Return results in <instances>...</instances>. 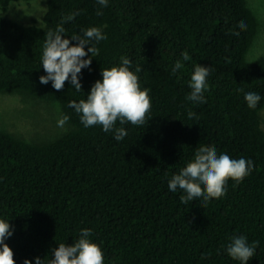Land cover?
I'll return each instance as SVG.
<instances>
[{
  "label": "trees",
  "instance_id": "obj_1",
  "mask_svg": "<svg viewBox=\"0 0 264 264\" xmlns=\"http://www.w3.org/2000/svg\"><path fill=\"white\" fill-rule=\"evenodd\" d=\"M14 1L30 0L0 5ZM47 7L43 26L0 15V93L57 103L70 117L68 130L45 144L0 129V219L12 226L5 243L16 264L37 257L48 264L53 249L73 246L84 229L104 264H240L227 254L234 236L259 242L248 264H264V57L247 59L259 31L249 1L108 0L103 7L48 0ZM58 26L69 40L91 27L107 37L91 42L99 52L84 58L92 64L79 75V92L70 80L61 91L40 83L45 36ZM121 57L131 60L130 70L141 68L152 108L142 126L118 120L115 128L127 136L117 141L114 130L85 127L69 103L86 100L103 68L119 66ZM177 61L184 67L173 75ZM196 65L212 69L206 103L186 99ZM248 92L261 96L255 109L244 99ZM200 145L250 160L254 170L242 182L229 180L219 199L185 204L186 193L170 191L169 181Z\"/></svg>",
  "mask_w": 264,
  "mask_h": 264
},
{
  "label": "clouds",
  "instance_id": "obj_2",
  "mask_svg": "<svg viewBox=\"0 0 264 264\" xmlns=\"http://www.w3.org/2000/svg\"><path fill=\"white\" fill-rule=\"evenodd\" d=\"M97 2L103 7L108 5V0H97ZM97 14L102 15L99 11ZM72 19L74 16L66 17L68 21ZM238 27L244 29L246 26L241 22ZM64 31L63 26H58L55 31L49 30L46 33L42 67L47 75L40 77V83L47 85L51 81L52 87L61 91L66 81L70 80L73 88L79 92L82 89L79 75L82 69L92 64L91 58H84L89 52L91 57L98 55L99 52L91 42L94 40L99 43L107 37L99 27L88 28L84 30L83 36L73 35L71 40L63 38ZM73 40L77 41L75 46H72ZM85 46H90L88 51H85ZM182 56L184 60L190 59L186 51ZM183 67L184 65L177 61L172 70L173 75ZM131 68V60L121 57L119 66L103 68L102 81L95 82L86 100L69 103V107L80 114L81 123L85 127L100 125L106 133L114 130L115 139L121 141L127 136V132L123 127L115 128L118 120L121 125L130 122L132 125L142 126L146 123L152 108L149 94L151 90L141 88L137 75L141 68L136 67L135 71L130 70ZM211 71L210 67L195 66L189 84L191 92L186 97L187 100L206 103L204 93L209 88L207 78ZM244 99L249 108L255 109L261 96L256 92H248L245 93ZM195 115L192 111L188 112L190 119ZM69 119L68 115H62L57 122L58 127H63ZM253 170L254 163L250 160L233 159L223 153L218 155L214 146L200 145L194 159L171 178L169 190L173 192L177 188L183 190L186 194L181 196V202L185 204L198 198L207 202L225 196L229 180L242 182ZM12 235L11 224L0 219V264H16L13 250L5 243ZM91 235L88 229H84L73 246L59 244L58 248L53 249L54 258L48 264H104L103 251L98 244L89 239ZM258 243L249 244L247 237L234 236L227 247V254L240 264H248L255 255ZM24 264H32V262L26 259ZM35 264H44V260L37 257Z\"/></svg>",
  "mask_w": 264,
  "mask_h": 264
},
{
  "label": "rangeland",
  "instance_id": "obj_3",
  "mask_svg": "<svg viewBox=\"0 0 264 264\" xmlns=\"http://www.w3.org/2000/svg\"><path fill=\"white\" fill-rule=\"evenodd\" d=\"M48 0L14 1L6 9L0 5V15L23 24L44 25ZM259 19V31L247 59L254 61L264 57V0H248ZM264 129V108L260 112ZM57 103L39 101L21 92L0 93V129L29 142L45 144L68 130L67 123L58 127L62 116Z\"/></svg>",
  "mask_w": 264,
  "mask_h": 264
}]
</instances>
